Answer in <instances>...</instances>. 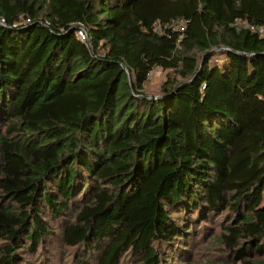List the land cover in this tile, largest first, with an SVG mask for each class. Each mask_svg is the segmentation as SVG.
<instances>
[{
  "label": "trees",
  "instance_id": "16d2710c",
  "mask_svg": "<svg viewBox=\"0 0 264 264\" xmlns=\"http://www.w3.org/2000/svg\"><path fill=\"white\" fill-rule=\"evenodd\" d=\"M1 20L0 264L55 244L182 264L222 215L232 263L264 264V0H0Z\"/></svg>",
  "mask_w": 264,
  "mask_h": 264
},
{
  "label": "rangeland",
  "instance_id": "374dc122",
  "mask_svg": "<svg viewBox=\"0 0 264 264\" xmlns=\"http://www.w3.org/2000/svg\"><path fill=\"white\" fill-rule=\"evenodd\" d=\"M167 78V72L158 68L155 69L149 76V80L145 85V94L150 97H157L160 93L161 86ZM225 215L218 217L214 222L206 223L207 227L200 224L196 238L191 241L192 246L188 248L187 258L183 259L182 264H233L232 257L225 252L216 241L217 235L220 233L219 226L223 221ZM58 244L59 242L56 241ZM52 252L50 253V251ZM40 253L29 259L28 264H78L82 258H85L86 252L79 249H67L60 245L55 246L46 251H39ZM84 253V254H82ZM86 264H97L93 259H89ZM131 261L124 264H130ZM24 264H27L24 263ZM240 264V263H239Z\"/></svg>",
  "mask_w": 264,
  "mask_h": 264
},
{
  "label": "built area",
  "instance_id": "2783aa9c",
  "mask_svg": "<svg viewBox=\"0 0 264 264\" xmlns=\"http://www.w3.org/2000/svg\"><path fill=\"white\" fill-rule=\"evenodd\" d=\"M27 22H30V20H27ZM0 23L2 25H5V21L4 20H1ZM247 27H248V25H247ZM249 29L252 30V31H254V32H258L259 34H264V28L263 27L249 25ZM77 36L79 37V39L82 42H87V40H88V36H87V33H86V29H85V27L82 24H80L78 26Z\"/></svg>",
  "mask_w": 264,
  "mask_h": 264
}]
</instances>
